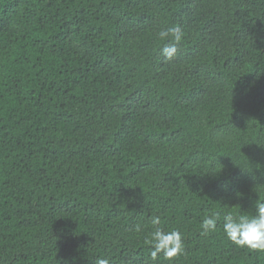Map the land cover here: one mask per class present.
I'll list each match as a JSON object with an SVG mask.
<instances>
[{"label": "trees", "instance_id": "trees-1", "mask_svg": "<svg viewBox=\"0 0 264 264\" xmlns=\"http://www.w3.org/2000/svg\"><path fill=\"white\" fill-rule=\"evenodd\" d=\"M258 200L264 0H0V264H170L155 227L171 264H264L223 232Z\"/></svg>", "mask_w": 264, "mask_h": 264}, {"label": "clouds", "instance_id": "clouds-1", "mask_svg": "<svg viewBox=\"0 0 264 264\" xmlns=\"http://www.w3.org/2000/svg\"><path fill=\"white\" fill-rule=\"evenodd\" d=\"M184 32L180 26H172L158 32V38L166 41L160 49L164 62L172 60L177 54V45L184 38ZM255 214L241 215L232 212L225 213L223 216V232L226 238L237 247H247L250 250L264 252V200L255 202ZM220 213L215 212L206 216L201 221V235H208L217 228V219ZM153 226L160 224L159 216L151 220ZM139 231V227H137ZM145 244L150 247V258L155 261L162 255L164 260L173 262L185 252L184 238L177 229L164 231L155 227L148 237ZM95 264H109L108 258H97Z\"/></svg>", "mask_w": 264, "mask_h": 264}]
</instances>
